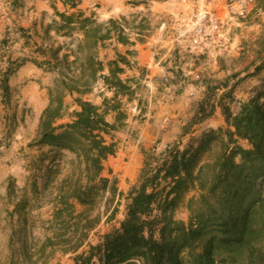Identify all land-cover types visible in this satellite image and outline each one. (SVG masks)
I'll return each instance as SVG.
<instances>
[{"label": "trees", "instance_id": "16d2710c", "mask_svg": "<svg viewBox=\"0 0 264 264\" xmlns=\"http://www.w3.org/2000/svg\"><path fill=\"white\" fill-rule=\"evenodd\" d=\"M254 9H264V0H255ZM143 21L144 17L139 27L144 29ZM84 22L89 27L84 30L83 43L77 45L78 54L70 62L66 54L59 58L58 50L51 53L56 60L54 67L60 66V76L48 89V103L38 117L34 138L28 142V146L40 150L47 148L41 152L38 164V168H45L43 186L58 172L57 168L50 169L44 164L48 152L53 162L62 151H68L73 154L75 165L71 173L56 183L51 235H46L36 247L39 258L47 247L76 251L101 220L100 213H93L101 195L108 191L111 201L115 193L114 183L102 176L101 171L102 160L114 152V143L106 142L103 134L117 126L104 116L109 110L117 111V121L125 116L117 96L132 95L128 82L118 76L122 71L120 64H129L126 56L118 54L117 59L108 62L109 73L103 80L114 89L110 100L103 97L97 105L83 99L81 94L90 90L97 70L103 67L94 55L97 40L108 38L113 29L117 30L120 42L129 41L115 19L108 20L104 32L102 23L89 18ZM252 43L249 51L260 62L250 75L264 69V30ZM17 65L7 61L1 71L4 100L9 94V76ZM65 67L73 68V74H67ZM76 69L78 74L74 73ZM175 72L178 77L179 70ZM216 87L207 85V92L182 126L183 134L211 114ZM65 90L79 94L74 98L79 108L72 111L70 121L57 124L65 110ZM234 101L232 87L222 92L219 105L226 127L202 130L185 142L167 145L156 155L145 152L138 180L127 193L123 219L105 232L100 241L78 253L75 264H264V195L260 186L264 181V77L237 110L231 109ZM239 138L249 146L239 145ZM6 189L14 192L11 177L7 178ZM33 189L37 190L36 183ZM191 189H198L199 195L190 197L186 203L188 221L175 219V210ZM25 202L24 195H20L18 211L24 210ZM76 204L82 209L75 211ZM115 211L113 208L108 217ZM21 248L24 258H30L24 241Z\"/></svg>", "mask_w": 264, "mask_h": 264}, {"label": "crops", "instance_id": "0c3cea01", "mask_svg": "<svg viewBox=\"0 0 264 264\" xmlns=\"http://www.w3.org/2000/svg\"><path fill=\"white\" fill-rule=\"evenodd\" d=\"M182 8L180 0H139L138 3L133 0H0V45L9 49L5 64L7 61L18 63L9 76V85L13 76L15 81L30 87L47 85L49 89L60 76V66L54 67L56 60L51 53L58 50L59 58L66 54L71 60L78 54L77 45L83 43L84 30L89 27L85 18L102 23V32L109 19L117 20L129 41L120 42L117 30L113 29L108 38L97 40L94 55L103 67L97 70L90 90L81 94L83 99L97 105L103 97L110 100L114 89L103 80L109 73L108 62L117 59L118 54L126 56L129 64H120L122 71L118 76L128 82L132 95L117 96L125 116L117 121L116 110H109L104 116L107 122L117 126L103 134L106 142L114 143V152L102 160L101 171L102 176L114 183L115 193L110 207L97 224L104 223V226L103 231L94 236L96 243L123 219L127 193L138 180L145 149L167 146L184 137L187 140L205 129L226 127L219 105L222 92L232 87L235 101L230 106L237 110L264 77V69L250 75L260 60H254L249 51L254 46L252 42L264 30V9H253L246 22L232 27L231 37L189 50L186 37L179 35L175 23ZM219 12L226 16L224 7L220 6ZM142 17L149 21L145 29L137 26ZM197 69L202 71L198 83L190 80V74ZM177 70L180 73L175 77ZM74 73L78 74L79 69ZM183 73L189 75L182 83ZM211 84H218L212 98L211 114L183 134L182 126L207 92V85ZM78 95L74 90H65L63 101ZM47 103L48 100L39 115ZM131 103L139 108L136 115L124 109V105ZM72 108L79 107L75 103ZM105 194L110 195L108 191ZM113 208L115 213L108 217ZM95 231L96 227L89 237Z\"/></svg>", "mask_w": 264, "mask_h": 264}, {"label": "rangeland", "instance_id": "374dc122", "mask_svg": "<svg viewBox=\"0 0 264 264\" xmlns=\"http://www.w3.org/2000/svg\"><path fill=\"white\" fill-rule=\"evenodd\" d=\"M246 20H248V16L242 22H246ZM148 22V20H145L142 23L147 27L149 25ZM137 26L139 27V21ZM234 26L237 25L228 26L229 30L225 37L232 36L231 30ZM139 29L143 28L139 27ZM8 51L9 49L5 45H0V74L6 66L5 61ZM67 60L70 61V57H67ZM71 69L73 68L67 69L65 67L64 71L72 75ZM196 71L200 74V79H202V71L200 69ZM10 84L9 94L5 100L1 98L0 89V264H75L76 255L85 251L89 244L96 243L97 239L94 236L103 231L104 223L100 226L96 225V231L89 237L90 231L85 242L76 251H63L60 246L55 248L47 247L44 254L39 258L36 247L46 235H51L49 225L53 219L52 202L56 192V183L64 175L72 172L75 166L73 162L74 156L68 151H62L51 162L49 160L51 153L48 152L44 164L50 169L57 168L58 172H55L52 181L43 186L45 168H38V164L41 152L47 151V148L44 147L40 150L36 146H28V142L36 134L39 110L49 98L47 85H40L39 88L30 87L26 83L15 81L13 76ZM135 103L124 105V109L136 115L138 111L133 109ZM64 104L63 118L57 119V124L68 122L72 119L74 99L65 98ZM182 141H186V137ZM182 141L175 139L173 143ZM237 143L243 147H248V143L244 139L239 138ZM165 147L161 145L154 149L147 148L144 154L147 152L156 155ZM8 177L12 178L14 192H7ZM33 183H36L37 190L33 189ZM260 186L264 195V181ZM22 194L25 197L26 204L24 210L18 211L17 203ZM198 195V189H191L184 195L175 210V219L183 220L184 222L188 221L190 213L186 203L190 197L196 198ZM109 197V194L103 193L97 201L93 213H100L101 218H103L111 204ZM80 209H82L81 205L76 204L75 211ZM19 212H22L24 218L19 216ZM21 241H24L28 246L30 258H24ZM184 260L186 262L188 260L186 255ZM135 263L138 264V262Z\"/></svg>", "mask_w": 264, "mask_h": 264}, {"label": "built area", "instance_id": "2783aa9c", "mask_svg": "<svg viewBox=\"0 0 264 264\" xmlns=\"http://www.w3.org/2000/svg\"><path fill=\"white\" fill-rule=\"evenodd\" d=\"M183 10L175 17L177 31L186 37L189 50L203 48L205 43L214 45L223 40L232 24L238 25L255 7V0H180ZM224 7L222 16L219 7ZM189 74L181 75V82L188 80ZM190 80L200 81V74L193 71ZM138 111V106L133 107Z\"/></svg>", "mask_w": 264, "mask_h": 264}]
</instances>
